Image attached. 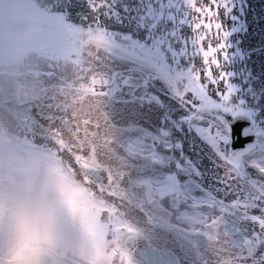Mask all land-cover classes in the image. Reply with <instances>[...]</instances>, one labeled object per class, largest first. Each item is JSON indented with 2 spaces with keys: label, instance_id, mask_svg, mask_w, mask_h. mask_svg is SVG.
<instances>
[{
  "label": "water",
  "instance_id": "water-1",
  "mask_svg": "<svg viewBox=\"0 0 264 264\" xmlns=\"http://www.w3.org/2000/svg\"><path fill=\"white\" fill-rule=\"evenodd\" d=\"M49 2L55 41L40 62L16 79H0V124L18 127L25 144L46 149L89 194L113 204L138 228L120 243L135 264H264V229L246 219L264 207V173L247 161L264 155V142L254 137L247 147L241 146L247 171L231 169L235 175L225 187L211 171L212 161L197 160L189 149L186 130L178 128L176 112L168 107L183 62L173 51L179 44L167 35L173 28L165 25L171 20L177 35L187 33L181 21H196V14L185 0H93V11H88L89 0H79L87 12L84 20L66 18L60 0ZM243 2L236 0L237 7ZM108 6L112 12L106 15ZM245 8L256 20L264 4L252 0ZM220 12L223 20L222 7ZM243 25L241 20L230 26L239 29L233 47L246 56L259 55L264 37L255 25L246 37ZM240 111L238 118L246 123L249 117ZM135 139L151 145L160 161L130 151V140ZM166 149L175 153L173 160L172 155L166 158ZM188 156L197 160L203 177L189 171ZM217 171L226 175L223 169ZM133 172L143 173L136 178L141 183L147 176L172 180L192 193L205 187L226 211L206 232L169 226L162 210L147 199L144 184L129 182ZM63 264L73 262L63 259Z\"/></svg>",
  "mask_w": 264,
  "mask_h": 264
},
{
  "label": "snow or ice",
  "instance_id": "snow-or-ice-1",
  "mask_svg": "<svg viewBox=\"0 0 264 264\" xmlns=\"http://www.w3.org/2000/svg\"><path fill=\"white\" fill-rule=\"evenodd\" d=\"M251 3L252 0H244L237 7L236 0L231 4L229 0H185V6L196 14V21H181L187 33L177 35L171 20L165 25L173 28L167 35L179 44V49L173 51L183 62V71L168 107L176 112L178 128L186 130L189 149L196 154L197 160L207 157L212 161L214 167L211 171L217 176V182L225 187H228L226 181L235 175L231 169L247 171L239 152L241 146L247 147V142L254 137L264 142V47L259 55L246 56L243 51H237L232 38L239 29L230 27L243 20L246 37L252 33L254 25L264 37V8L257 12L258 19L252 20L251 12L245 8V5L250 8ZM260 3L264 4V0ZM221 7L224 9L223 20L220 19ZM59 8L68 19L84 20L87 16L79 0H60ZM108 8L106 15L112 12L111 6ZM93 10V0H89L88 11ZM164 36L162 32V40ZM261 44L264 45V39ZM240 110L249 117L246 123L238 118ZM178 147L183 152L182 142ZM197 160L186 157L192 175L203 177ZM219 169H223L226 175H221ZM259 170L264 171V164ZM246 219L264 229V207L259 215L252 214ZM21 228L29 230L27 221L21 222Z\"/></svg>",
  "mask_w": 264,
  "mask_h": 264
},
{
  "label": "clouds",
  "instance_id": "clouds-1",
  "mask_svg": "<svg viewBox=\"0 0 264 264\" xmlns=\"http://www.w3.org/2000/svg\"><path fill=\"white\" fill-rule=\"evenodd\" d=\"M53 26L49 0H0V79L40 62ZM57 169L51 156L25 150L18 127L0 124V264H63L75 254L80 235L66 218Z\"/></svg>",
  "mask_w": 264,
  "mask_h": 264
},
{
  "label": "rangeland",
  "instance_id": "rangeland-1",
  "mask_svg": "<svg viewBox=\"0 0 264 264\" xmlns=\"http://www.w3.org/2000/svg\"><path fill=\"white\" fill-rule=\"evenodd\" d=\"M25 150L32 151L34 149L25 147ZM253 160L264 164L263 157H253ZM58 174L63 181L62 191L66 218L80 235V240L75 246V254L90 259L111 253V248L115 244V241L103 239L106 226L104 227L99 221L98 216L100 211L97 207L98 203L91 197H87L82 189L77 187L70 179H67L60 172ZM99 206L101 205L99 204Z\"/></svg>",
  "mask_w": 264,
  "mask_h": 264
},
{
  "label": "bare ground",
  "instance_id": "bare-ground-1",
  "mask_svg": "<svg viewBox=\"0 0 264 264\" xmlns=\"http://www.w3.org/2000/svg\"><path fill=\"white\" fill-rule=\"evenodd\" d=\"M120 54V53H119ZM165 151V153H167L168 151H167V149L166 150H164ZM103 152V151H102ZM172 155V156H171ZM169 156H171L172 157V160L174 159V157H175V153L173 152V154H170V152H168L167 154H166V158H168ZM116 164H118V162L116 163ZM143 175V173L142 172H139L138 174L136 173V172H133L132 173V177H130V180L131 181H129L130 183L131 182H133V183H131V184H134V182H135V184L134 185H136L137 187H138V185H139V183H141V180L139 179V180H137L136 178H139L140 176H142ZM142 184V183H141ZM141 184L139 185V186H141ZM124 185V184H123ZM127 185H124V188L126 187ZM138 239H135V240H133V242H135V241H137Z\"/></svg>",
  "mask_w": 264,
  "mask_h": 264
},
{
  "label": "flooded vegetation",
  "instance_id": "flooded-vegetation-1",
  "mask_svg": "<svg viewBox=\"0 0 264 264\" xmlns=\"http://www.w3.org/2000/svg\"><path fill=\"white\" fill-rule=\"evenodd\" d=\"M205 218H206V216H205Z\"/></svg>",
  "mask_w": 264,
  "mask_h": 264
}]
</instances>
